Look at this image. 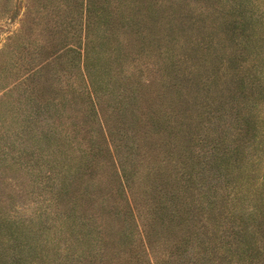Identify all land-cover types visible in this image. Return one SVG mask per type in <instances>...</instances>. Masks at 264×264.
<instances>
[{
  "label": "rangeland",
  "instance_id": "1",
  "mask_svg": "<svg viewBox=\"0 0 264 264\" xmlns=\"http://www.w3.org/2000/svg\"><path fill=\"white\" fill-rule=\"evenodd\" d=\"M109 1L0 0V264H148L126 196L204 237L202 204L264 202V0Z\"/></svg>",
  "mask_w": 264,
  "mask_h": 264
},
{
  "label": "trees",
  "instance_id": "2",
  "mask_svg": "<svg viewBox=\"0 0 264 264\" xmlns=\"http://www.w3.org/2000/svg\"><path fill=\"white\" fill-rule=\"evenodd\" d=\"M106 1L110 2L109 0ZM107 10L108 7L106 5L104 18H106ZM107 20H110V16ZM137 26L138 22H136V27ZM198 28L199 27L195 28V35L197 36ZM196 47L197 42L189 43V50L193 49V52H196L198 51V48L196 49ZM194 67L196 70V65H194ZM89 94L93 101V91L89 92ZM195 97L196 96H194V98ZM238 111L239 114H243L241 115V118L244 120L247 114L244 113L243 107H240ZM216 114H218V112L210 115L209 119L214 122L217 118ZM192 116L193 115L191 114L187 117L188 121ZM197 117L198 116H195V118ZM244 122L247 126L249 125V127H251L252 123L256 127V122L253 116H249V118L247 117ZM237 132L238 134L244 135V139L236 137L244 143L246 140L244 130L241 127H238ZM243 143L240 146H235L233 152L238 151L239 147L241 149ZM236 192L235 196L231 194L228 196L222 194L218 201H216V206L212 205L213 203L210 201L208 204H202L201 208H204V210L208 209L206 213L207 215L204 218L207 223L206 226L209 225L208 220L210 223H214L213 228L207 226L209 231L211 229V234L206 237L201 236L199 231L196 230L197 221L195 217L190 216L191 213L189 207H186V209L179 211L180 213L176 214V212L169 210L164 202L160 203V205H155V212L153 208L150 210L152 215H149L145 219H140L135 217L131 201L129 197L126 196L127 204L128 207H130V211H132V215L129 217L125 215V213L122 215V211H118V213H116L115 222L118 221L119 224V221L121 220L124 223L122 232L125 230L128 223L134 222V225H138L139 234L146 247V257H137V262L146 261L148 264H264V202L262 204L256 202L253 205L246 207V205L242 204L240 201L239 190ZM188 211L189 215L184 217V213H188ZM244 224H248V226L242 230L241 226ZM8 225L17 228V219L12 220L10 218ZM237 227L241 230H238ZM153 229L158 232V235L155 236H160L161 238H165L168 232H175L173 234L174 239L172 243L166 239L165 243L161 241L159 242V247L162 249L160 255H157L155 247L150 244V240H152L151 230ZM175 229L179 230L175 231ZM242 231L248 234V239H245L246 237ZM119 232L120 231L117 230L113 233L119 234ZM179 236L180 239H177ZM250 244L256 249L255 255L246 253V247ZM21 246L22 243H19L18 248L17 244H15L14 250L11 248L15 252V258L13 257L10 264H25V257L21 255ZM164 247L167 248L165 249ZM241 248L244 251V256L242 257L238 252ZM16 250H20L19 253H16ZM236 254L239 255V260H236ZM6 255L8 256V253L4 254V252H0V263ZM127 259L128 263L133 264L136 262L134 256H126V261ZM106 260H109L108 257H106ZM106 264L109 263L106 262ZM110 264H119V262L110 260Z\"/></svg>",
  "mask_w": 264,
  "mask_h": 264
}]
</instances>
